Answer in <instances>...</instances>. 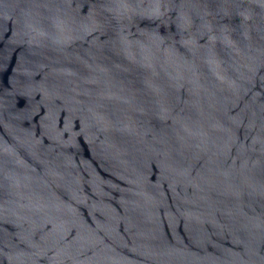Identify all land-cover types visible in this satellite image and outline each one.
<instances>
[{
	"label": "water",
	"instance_id": "95a60500",
	"mask_svg": "<svg viewBox=\"0 0 264 264\" xmlns=\"http://www.w3.org/2000/svg\"><path fill=\"white\" fill-rule=\"evenodd\" d=\"M0 264H264V0H0Z\"/></svg>",
	"mask_w": 264,
	"mask_h": 264
}]
</instances>
